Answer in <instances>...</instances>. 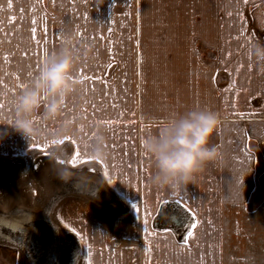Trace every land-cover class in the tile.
<instances>
[{"label":"crops","instance_id":"obj_1","mask_svg":"<svg viewBox=\"0 0 264 264\" xmlns=\"http://www.w3.org/2000/svg\"><path fill=\"white\" fill-rule=\"evenodd\" d=\"M32 2L36 72L71 39L82 81L56 120L42 109L33 117L32 264H47L52 249L56 264H264V76L247 54L264 30L263 1ZM193 109L219 115L212 143L222 158L185 188L160 189L143 141ZM101 140L106 159L91 151ZM12 147L0 138L7 167L24 163L8 157ZM5 194L4 213L27 199L19 188Z\"/></svg>","mask_w":264,"mask_h":264},{"label":"clouds","instance_id":"obj_2","mask_svg":"<svg viewBox=\"0 0 264 264\" xmlns=\"http://www.w3.org/2000/svg\"><path fill=\"white\" fill-rule=\"evenodd\" d=\"M247 54L258 73L264 76V38L253 39ZM78 62V50L71 39L42 62L34 80L15 97L13 131L25 139H35L40 135L33 122L35 114L42 109L48 120L61 116L66 101L82 86V81L75 76ZM219 125L217 113L193 109L169 118L156 134L146 137L143 147L152 158L153 185L179 191L191 184L209 164L220 160L223 154L212 143ZM62 132H68V128H63ZM91 151L97 158L108 156L102 140L93 145ZM61 175H69L68 170L61 169Z\"/></svg>","mask_w":264,"mask_h":264},{"label":"rangeland","instance_id":"obj_3","mask_svg":"<svg viewBox=\"0 0 264 264\" xmlns=\"http://www.w3.org/2000/svg\"><path fill=\"white\" fill-rule=\"evenodd\" d=\"M17 1L0 0V137H3L4 143L13 146V151L7 152L8 157L23 159L24 163L9 161L7 167L0 162V203L7 196L5 193H8V189L19 188L22 197L27 199L18 200L19 204L15 201L5 213L0 206V264H32L33 259L39 260L33 233V139H25L12 130L16 118L15 97L34 80L37 74L35 60L39 61L42 57L35 54L38 41L35 21L39 13L32 0L23 3ZM261 1L264 6V0ZM11 3L23 6H18V9L12 7ZM256 35L264 38V30H259ZM66 41L59 40L58 48ZM76 100L81 104L80 98ZM2 175L17 176L19 180L11 178V183L7 184ZM18 212L22 214L20 218ZM46 253V263L53 264V261L56 264L60 249L57 252L48 250Z\"/></svg>","mask_w":264,"mask_h":264},{"label":"snow or ice","instance_id":"obj_4","mask_svg":"<svg viewBox=\"0 0 264 264\" xmlns=\"http://www.w3.org/2000/svg\"><path fill=\"white\" fill-rule=\"evenodd\" d=\"M249 59H251V57H250V55H249ZM86 79H87V77H85ZM107 123H109V124H111L112 122L111 121H108ZM54 144L55 143H59V144H64V141L63 140H60V141H54L53 142ZM73 143H75V141H73ZM80 157V154H79V152L77 151V153H76V155H74L73 157H72V159L70 160V161H68L73 167H75L76 166V162H77V159ZM87 161H84V160H81V163H86ZM60 163H65V161L64 160H60ZM176 203L179 205V206H181L183 209H184V211L185 212H191V210L187 207V205L182 201V200H177L176 201ZM145 223H147L146 221H145ZM192 227L193 228H195L196 227V225H195V222L193 223V225H192ZM193 235V233L192 232H189L188 233V236L189 237H191Z\"/></svg>","mask_w":264,"mask_h":264}]
</instances>
